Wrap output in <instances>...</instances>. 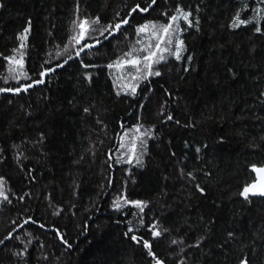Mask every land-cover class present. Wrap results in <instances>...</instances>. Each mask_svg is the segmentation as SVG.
Returning <instances> with one entry per match:
<instances>
[{"label": "trees", "instance_id": "trees-1", "mask_svg": "<svg viewBox=\"0 0 264 264\" xmlns=\"http://www.w3.org/2000/svg\"><path fill=\"white\" fill-rule=\"evenodd\" d=\"M126 2L131 4L135 0ZM177 2L170 0L169 5H164L163 0H158L160 8L174 7ZM179 2L193 8L200 4L204 9L200 13L201 31L185 33L188 52L195 56L196 70L182 73L174 60L159 65L163 75L141 85V89H152L147 100L141 89L135 98L117 97L110 70L102 66L84 69L77 59L47 74L44 84L34 86L27 93L0 94V148L7 154L6 163L0 164V175L5 176L12 193V204L0 205V237L15 227L14 234L21 238L8 241V248L0 247L4 264H9L10 249L23 248L22 242L29 239L26 233L33 237V243L28 245V264H150L146 250L125 237L128 227H132L136 235L150 240L153 251L166 264H174L178 259L173 252L175 246L170 247L167 238L154 240L147 228L139 225L137 216L132 215L136 209L126 206L116 212L110 207L121 191L129 199L149 201L145 208V225L158 218L162 226L173 227L181 216L188 218L194 225L188 233L189 242L203 227L199 217H204L205 221L213 219L211 239L204 249L208 255L201 256L197 252L193 257L198 264H237V260L249 252L246 245L264 222V198L254 197L251 204H246L237 193L242 186L255 181L250 165L264 166V139H261L264 120L255 118L264 117V106L254 99L264 86V76L259 85L252 79L257 73L264 74V37L253 34L251 26L234 34L226 30L239 0ZM0 3L4 4L0 9V87H15L16 81L4 84L2 77L8 73L7 62L2 57L11 54V49L17 46V33L30 19L24 71L31 79H37L45 60L51 59L53 66L58 62L56 46L67 43L71 34L75 0H0ZM124 3L125 0H80V15H99L104 23L121 11ZM143 16L150 20L163 19L159 9ZM143 22L137 15L131 24ZM128 33L129 41L120 36L118 42L106 41L100 53L92 56L81 53V56L86 63L104 65L120 50H127L134 38L133 29L128 28ZM253 48L255 52L250 55ZM229 67L239 73L236 79L226 72ZM84 72L91 74V83L83 79ZM180 76L185 79L181 80ZM28 82L21 77L19 83ZM161 85L179 99L166 96ZM141 103L143 109L139 106ZM161 104L180 121L179 125L175 120L161 123L163 117L158 115L162 111ZM90 105L95 107L85 114L83 108ZM138 118L145 127L155 125L159 139L149 141L145 167L130 170L133 183L123 171L127 165L107 168V154L111 149L115 159L117 135L123 134L120 124L131 128ZM12 120L21 127L9 136L5 130ZM188 124L194 126H186ZM40 131L47 137L42 146L46 156L41 155L39 146L33 148L30 143L23 146L28 157L23 167L35 170L33 182L26 179L27 172L21 171L12 159L11 145L25 138L35 139ZM196 147L202 149L200 159H197ZM173 151L176 155L170 158L169 153ZM179 167L185 172L194 171L196 181L207 190L204 198L192 196L190 206L182 203L187 199L190 186L180 178ZM204 171L211 176L205 177ZM109 175L113 179L111 185L107 184ZM164 176L168 179L164 180ZM25 193L30 195L21 202L18 197ZM175 197L180 199L174 200ZM164 203L172 204L173 208L165 210ZM53 207L62 209L59 215H53ZM28 216L45 224L46 228L41 229L37 223L25 224ZM13 220L17 221L15 225ZM84 224H87L86 231L81 228ZM54 227L65 233L71 249L60 245L51 231ZM228 230L236 232L238 239L228 246L225 259L216 248V242L222 241ZM241 233L243 244L239 239ZM176 237L173 231L171 238ZM37 240L44 244L43 249Z\"/></svg>", "mask_w": 264, "mask_h": 264}, {"label": "snow or ice", "instance_id": "snow-or-ice-1", "mask_svg": "<svg viewBox=\"0 0 264 264\" xmlns=\"http://www.w3.org/2000/svg\"><path fill=\"white\" fill-rule=\"evenodd\" d=\"M164 5H169L170 0H163ZM4 8V4L0 3V9ZM159 9V15L163 18L161 20H150L143 16V14H149L151 11H157ZM204 9L200 4H197L195 8L192 5H182L178 2L174 7L160 8L158 0H135L134 3H125L121 11L115 12L113 18L107 22L102 23L99 15L96 16H82L80 15V0H75L73 16L71 20V34L67 37V43L62 46H56L55 59L58 61L55 65H52L51 59L45 60L44 64L50 65L44 67L41 65V69L38 72L37 79H31L28 73L24 71V57L26 55L25 49L27 48L28 34L31 29V20L26 22L22 31L16 35L18 44L11 49V54L3 56V60L7 62V75L2 77L4 84L8 85L9 81H16L17 86L0 87V94H11L13 96L19 95L24 92L27 93L29 89L34 86L44 84L47 74L54 73L56 69L64 67L69 61L73 59L79 60L80 67L84 69L105 67L109 71V76L112 79V87L115 89V95L130 96L135 98L140 94L138 89H141L143 83L149 82L150 78L161 77L163 75L159 65L167 64L169 60H174L182 73H189L195 71L193 66L194 53L188 52L185 33L189 30H194L196 33L201 31V17L200 13ZM141 16L144 19L143 23L132 25L131 21L135 16ZM251 26L253 34H257L264 37V0H239L236 4L235 10L232 13L227 25L226 30L229 33H235L242 28H248ZM128 28L133 29L134 38L130 40L127 50H120L119 54L115 55L113 59L108 61L104 65H98L96 63H86L81 56L84 53L87 56H92L100 53L104 47L105 42L112 43V41H119V37L123 36L124 40L129 41ZM87 50V52L85 51ZM255 49H250L249 54H254ZM107 55V53H105ZM111 70H115L118 75H115ZM170 71V70H169ZM226 72L236 79L239 73L233 68L229 67ZM83 79L91 83L92 76L88 72H84ZM264 76L262 73H257L252 79L260 84L261 78ZM23 77L28 83H19ZM180 79H185L184 76H180ZM165 95L171 97L173 100L179 99L174 96L171 90L161 85ZM145 99H148V93L152 89H141ZM261 106H264V86L259 88L257 97L254 98ZM9 104L12 100L9 99ZM166 103V102H165ZM140 108L143 109L144 105L141 103ZM22 107V106H21ZM92 107L95 105L86 106L83 108L85 114L90 113ZM162 111L158 115L162 116L161 123L172 122L175 120L174 116L166 112L165 104H161ZM25 115L30 116L31 113L25 112ZM255 116V113H253ZM240 117H238L239 119ZM257 120H264L262 116H255ZM97 123H102L97 120ZM177 125L180 124L179 120H175ZM186 126H194L188 124ZM21 127L15 120L9 121V124L5 130L6 134L11 136L15 129ZM123 134L117 135L118 147L115 149V159L113 160L112 150L109 149L107 154V168L113 169L114 166L127 165L123 171L125 176L133 179L130 175L132 168L143 169L145 167V157L148 155V146L150 140H158L159 133L155 131V125L145 127L143 123L138 122L131 128H127L123 123L120 124ZM47 137L44 132H38L35 139L25 138L21 140L19 144L13 143L11 145L12 159L20 167L21 171L27 172L26 179L35 182L34 169H28L23 167V161L28 157L23 151L24 144L30 143L33 148L40 147L41 155L47 154L42 151ZM264 139V136L261 137ZM222 140V138H221ZM187 147V144L185 145ZM203 148H207V145H203ZM201 147H196L195 152L197 159H200ZM95 155V153H93ZM170 158L175 157V152L169 153ZM80 159H83L81 156ZM7 161V154L4 148H0V164H5ZM79 163V161H75ZM179 163V162H178ZM251 171L256 173L259 180L253 181L250 184H245L238 191L237 195L241 198L242 203L251 204L254 197L264 198V166H257L255 164L250 165ZM179 176L181 179H185L190 186L187 199L183 200L186 206H190L191 197L198 195L201 198L207 196V190L199 182L196 181L194 171H187L183 167L178 168ZM205 177H210L211 173L204 171ZM164 180L168 177L164 176ZM113 179L111 175L107 180V184L111 185ZM8 181L5 176L0 175V205H11V189L7 186ZM104 186L101 185V188ZM30 194L25 193L20 195L18 199L23 202ZM162 195H167V192H162ZM49 200V206H51V197H46ZM174 200L180 199L179 197L173 198ZM149 201L140 199H129L121 191L111 202L110 207L116 211L121 212L126 206H131L136 209L132 215L137 216V221L141 227H146L154 240L167 238L169 240V246H175L173 252L178 259L174 261V264H198V261L193 259L195 253H200L201 256H207L208 252H205V245L211 239L212 225L214 220L209 218L205 221L204 217H199V220L203 224V227L197 232L195 239L191 242L188 241V233L194 228V225L189 222V219L181 216L180 220L173 227H164L158 218L145 225L144 215L145 208L148 207ZM220 207L219 204L216 205ZM75 207V205H73ZM179 207V205H176ZM163 208L165 210L173 208L172 204L164 203ZM53 215H59L62 209L53 207ZM37 223L41 229H45L46 225L40 223L34 219V217L28 216L24 219V223ZM17 221L13 220L12 224L15 225ZM82 231L87 230V224L81 226ZM183 231V235L181 232ZM51 231L58 239L61 246L66 249H71L72 244L66 238L65 233L59 228H52ZM173 231L177 233L176 238H171ZM16 228L12 227L11 230L0 237V247L8 248V241L16 240L20 241L21 238L15 235ZM125 237L129 238L132 242L141 245L146 250L147 257L150 258V264H166V261L161 259L154 251L152 242L135 234V230L132 227H128L124 233ZM29 237L21 250H9L8 261L9 264H28L29 247L33 243V237L31 233H26ZM252 240L246 247L249 252H246L243 257L237 260V264H264V222L258 232L252 233ZM238 239L237 233L228 230L222 241L216 242V248L219 249L227 259V249L234 241ZM240 242L243 244V233L240 234ZM259 241V244H258ZM37 243L39 241L37 240ZM40 249L45 246L39 243ZM47 259V257H44ZM0 264H4V261L0 259Z\"/></svg>", "mask_w": 264, "mask_h": 264}, {"label": "water", "instance_id": "water-1", "mask_svg": "<svg viewBox=\"0 0 264 264\" xmlns=\"http://www.w3.org/2000/svg\"><path fill=\"white\" fill-rule=\"evenodd\" d=\"M254 174H255V181H257V182H258V180H259L258 176H257V174H256V173H254Z\"/></svg>", "mask_w": 264, "mask_h": 264}, {"label": "rangeland", "instance_id": "rangeland-1", "mask_svg": "<svg viewBox=\"0 0 264 264\" xmlns=\"http://www.w3.org/2000/svg\"><path fill=\"white\" fill-rule=\"evenodd\" d=\"M116 144H117V141H116Z\"/></svg>", "mask_w": 264, "mask_h": 264}]
</instances>
